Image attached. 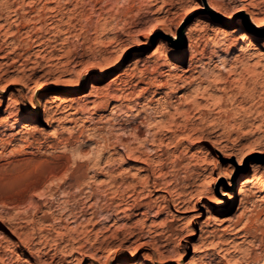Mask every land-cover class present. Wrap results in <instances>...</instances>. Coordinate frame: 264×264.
Masks as SVG:
<instances>
[{
  "label": "rangeland",
  "instance_id": "1",
  "mask_svg": "<svg viewBox=\"0 0 264 264\" xmlns=\"http://www.w3.org/2000/svg\"><path fill=\"white\" fill-rule=\"evenodd\" d=\"M209 1L221 13L207 0H0V264H264V33L246 28L248 43L237 24L222 22L244 1L263 22L264 0ZM155 17L162 26L148 34ZM187 25L196 48L181 61L189 38L158 37ZM13 75L21 84L5 88ZM43 78L51 83L29 103ZM130 147L142 149L131 155ZM242 151L250 154L237 165ZM76 176L79 187L71 185ZM226 176L238 199L223 209ZM180 195L189 203L176 207ZM184 220L197 234L176 260ZM72 228L76 241L68 242ZM77 239L83 256L62 259L59 251L76 250Z\"/></svg>",
  "mask_w": 264,
  "mask_h": 264
},
{
  "label": "bare ground",
  "instance_id": "2",
  "mask_svg": "<svg viewBox=\"0 0 264 264\" xmlns=\"http://www.w3.org/2000/svg\"><path fill=\"white\" fill-rule=\"evenodd\" d=\"M149 2V1H148ZM151 4V3H150ZM207 5L210 7V8H212L213 9V11L211 10V13L213 14V15H215L216 16V14L218 15V13H216V12H220L213 4H211L210 3V1L209 0H207ZM257 6V5H256ZM202 7V5H200V3H197V5H196V7L193 9V6L190 8V9H193L192 11H187V13H186V16H185V18H187L191 13H193L194 11H196V10H198L199 8H201ZM157 10V9H156ZM215 11V12H214ZM221 13V12H220ZM256 13H257V11H255V10H252V11H250L248 8H247V5H246V2L244 1V2H240V3H238V4H236L235 5V7H234V9H233V12H231V14H228L226 17H227V19L226 20H223L222 22H223V24L224 25H226V26H231L232 24H237V27L235 26L234 28H232L234 31H239L240 33V35L242 36V38L244 39V40H246L248 43L249 42H252V36H253V34L252 33H250L246 28H249L251 25H250V23H248V21H247V23H246V17L249 19V21L251 22V23H253V27H255V32H257V33H259V34H262V33H264V21L263 22H260V21H258V19H257V16H256ZM205 14H206V12H205ZM212 14L210 15V13L209 14H206L207 16V19H211L212 18ZM211 16V17H210ZM162 17V16H161ZM111 19V18H110ZM164 19V18H163ZM163 19H161V18H159V17H155V19H154V21L152 22V23H149L150 25H149V28H148V34H152V33H154V32H156V31H158V30H160V27L162 26V23H163ZM105 21V20H104ZM98 22H100V21H98ZM103 22V21H102ZM104 24V23H103ZM222 24V25H223ZM100 25H102V24H100ZM252 27V26H251ZM195 28V27H194ZM236 28V29H235ZM162 29V28H161ZM147 31V30H146ZM162 32H163V35L164 36H159L158 37V40H160L161 41V43L162 42H164V43H168L169 42V40H166V39H164V37H171V39H174V38H176V39H178V40H182V35H185V36H187L188 38H189V43H188V46L187 47H183V46H181V49L179 50L180 51V57L178 58V60H184V58L186 57V55H187V53H188V51H190V50H193L194 48H196V47H194L196 44H194V39H193V37H196L197 35V33L195 34L196 36H193V29L191 28V27H189L188 25H187V27L185 28V30H184V32H183V34L182 33H179V34H177V30H169V32L167 31H165V30H162ZM210 36V35H209ZM210 38V37H209ZM196 39V38H195ZM211 40V39H210ZM221 41V40H220ZM213 42V41H212ZM196 43V42H195ZM208 44V43H207ZM219 44V43H218ZM145 45H150V40L149 41H146L145 42ZM248 45V44H247ZM223 46V45H222ZM183 47V48H182ZM206 48V47H205ZM248 49V48H247ZM202 50V49H201ZM141 51V50H140ZM140 51H136V54H138V53H140ZM197 52V51H196ZM199 52V51H198ZM201 52V51H200ZM214 52V51H213ZM243 52V51H242ZM163 54V53H162ZM198 54H200V53H198ZM163 56V55H162ZM201 56V55H200ZM236 56V55H235ZM152 59V58H151ZM156 60V59H155ZM223 60V59H222ZM225 60V59H224ZM221 63H222V61H220ZM235 62V61H234ZM163 65H165V63L163 64ZM223 65V64H222ZM82 66V65H81ZM225 67V66H224ZM84 70H85V67H81L80 69H79V74H82L83 72H84ZM232 71V69H229V71ZM233 70H235V69H233ZM155 71V70H154ZM212 72V71H211ZM255 72V71H254ZM165 73V72H164ZM251 73V72H250ZM213 74V73H212ZM164 75V74H163ZM208 75V74H207ZM214 75V74H213ZM154 76V75H153ZM168 76V75H167ZM252 76V75H251ZM161 77V76H160ZM222 77V76H221ZM170 78V77H169ZM243 77H241V79H242ZM251 78V77H250ZM254 78V77H253ZM152 79H154V77L152 78ZM209 79V78H208ZM239 79V78H238ZM55 80V79H54ZM150 80V79H149ZM202 80V79H201ZM227 80V79H226ZM22 81V79L19 77V76H15V75H13V76H10L9 77V79H8V82L6 83V85H5V88H10L11 87V85L12 84H17V83H20ZM51 81V80H50ZM57 81V80H56ZM219 81V80H218ZM238 81H240V80H238ZM252 81V80H251ZM199 82V81H198ZM207 83H209L208 81H206ZM213 82H215V80L213 81ZM237 82V81H236ZM51 82H49L47 79H38V80H36L33 84H32V86H31V96H30V101H29V103H32L33 102V95L35 94V92L37 91V90H39V89H42V88H44V87H46V86H48L49 84H50ZM56 83V82H55ZM151 84L153 83V82H150ZM155 83V82H154ZM239 83V82H238ZM21 84V83H20ZM236 84V83H235ZM23 85V84H22ZM157 85V84H156ZM211 85H213V84H211ZM229 85V84H228ZM238 85V84H237ZM237 85H236V87H237ZM253 85V84H252ZM239 86V85H238ZM228 87H231V86H228ZM223 88V87H222ZM239 88H240V86H239ZM254 88V87H253ZM253 88H251V89H253ZM262 89H263V87H261ZM161 89V88H160ZM224 89V88H223ZM222 89V90H223ZM237 89V88H236ZM243 89V88H242ZM244 89H246L245 87H244ZM250 89V90H251ZM132 90H134V89H132ZM249 90V89H248ZM249 90V91H250ZM65 92H71V91H69V89H66L65 90ZM228 92V91H227ZM247 92V91H246ZM264 91H262L261 93H263ZM238 93V92H237ZM244 93V92H243ZM248 93V92H247ZM247 93H245V95L247 94ZM254 92H253V96H254ZM124 95V94H123ZM132 95V94H131ZM225 95H227V94H225ZM229 95V94H228ZM231 95V94H230ZM237 95V94H236ZM238 95H240V94H238ZM244 95V96H245ZM248 95V94H247ZM261 95V94H260ZM11 96V95H10ZM129 95H127V97H128ZM250 96H251V94H250ZM259 96V95H258ZM262 96V95H261ZM121 97H124V96H121ZM126 97V98H127ZM213 97V96H212ZM21 98H23L22 96H21ZM220 98V97H219ZM221 99V98H220ZM233 99V98H232ZM232 99H230L229 101L231 102V100ZM244 99H246V98H244ZM254 99V98H253ZM252 99V100H253ZM20 99L17 97L16 99H15V101H19ZM215 100V99H214ZM257 100V99H256ZM259 100V99H258ZM233 102H234V100H233ZM258 103H260V102H258ZM257 103V104H258ZM122 106V105H121ZM25 107L27 108V104L25 103ZM117 107V106H116ZM256 107V106H255ZM50 108V106H49V104H48V102L45 100V101H43V110H44V113H45V121L46 120H49V118L51 117L50 116V113H49V109ZM250 108V107H249ZM253 109V108H252ZM162 110V109H161ZM160 110V111H161ZM258 110V109H257ZM182 111V110H181ZM163 112V111H162ZM250 112V111H249ZM258 112H259V110H258ZM157 113V112H156ZM164 113V112H163ZM166 113H168V114H171V113H169V111H167ZM168 114H166V115H168ZM184 114V113H183ZM181 115V114H180ZM172 116H174V115H172ZM181 116H183V115H181ZM184 117V116H183ZM260 117V116H259ZM262 117H264L263 115H262ZM52 118V117H51ZM173 117H171V119H172ZM31 118H27V119H17V124L18 125H23V124H26L27 125V123H25L24 121H29ZM174 119V118H173ZM186 119H188V117H186ZM262 119V118H261ZM170 120V119H169ZM177 120V119H176ZM264 120V119H263ZM148 121H149V119H148ZM175 121V120H174ZM186 121V120H185ZM146 122H147V120H146ZM171 122V121H170ZM169 122V123H170ZM178 122V121H177ZM176 122V123H177ZM47 123V122H46ZM143 123V122H142ZM173 123V122H172ZM183 123H185V122H183ZM182 123V124H183ZM188 123H189V121H188ZM178 124V123H177ZM157 126V125H156ZM164 126H166V124L164 125ZM195 124H194V128H195ZM142 127V126H141ZM158 127V126H157ZM160 127H161V125H160ZM174 127H175V125H174ZM197 127V126H196ZM145 128V127H144ZM148 128V127H147ZM158 129V128H157ZM163 129V128H162ZM168 129V128H167ZM178 129H179V127H178ZM149 130V129H148ZM170 130V129H169ZM139 131V130H138ZM155 131V130H154ZM159 131V130H158ZM187 132H189V131H187ZM175 132H173V134H174ZM191 133V132H190ZM183 134V133H182ZM92 135V134H91ZM158 135V134H157ZM174 135H176V134H174ZM186 135V134H185ZM188 135V134H187ZM173 136V135H172ZM190 135H188V137H189ZM192 136V135H191ZM94 137V136H93ZM106 137V136H105ZM108 137V136H107ZM137 137V136H136ZM175 137V136H174ZM161 138V137H160ZM185 138V137H184ZM107 139V138H106ZM150 139V138H149ZM182 139V138H181ZM189 139V138H188ZM151 142H152V144H157V143H155V141H156V133L154 132L153 133V135H152V138H151V140H150ZM158 142H160V139H159V141ZM104 143V142H103ZM162 143H164V142H162ZM177 143V142H176ZM129 144V143H128ZM161 144V143H160ZM160 144H157L156 146H152L153 148H152V150L154 149V150H161V145ZM111 145H112V143H111ZM110 145V146H111ZM126 145V144H125ZM141 145V144H140ZM142 145H144V146H146L145 144H142ZM131 146V145H130ZM126 147H129L128 145H126ZM215 147H217L216 145H215ZM105 148V147H104ZM103 148V149H104ZM147 148V147H146ZM219 148V150H220V147H218ZM142 148H140V149H133V148H128V151L131 153V155L132 154H134V153H137V152H135V151H138V150H141ZM149 149V148H148ZM222 149H223V147H222ZM221 149V150H222ZM151 150V149H150ZM151 150V151H152ZM220 150V151H221ZM144 151H146V150H144ZM139 152V151H138ZM148 152V151H147ZM155 152V151H154ZM158 152V151H157ZM156 152V153H157ZM163 152V151H162ZM222 152V151H221ZM225 152H227V151H225L224 150V153ZM144 153V152H143ZM161 153V152H160ZM159 153V154H160ZM223 153V152H222ZM159 154H158V156H159ZM162 154V153H161ZM227 154V153H226ZM248 154H250L249 152H241V155H240V157L237 159V161H236V163H237V165H241L242 163H243V161H244V158L248 155ZM130 155V154H129ZM135 155H137V154H135ZM112 156V155H111ZM140 156V155H139ZM108 157V156H107ZM106 158V157H105ZM109 158V157H108ZM114 159L113 157H110V159ZM88 159H90V158H88ZM100 159H101V156H99V159L97 160V161H95V162H93V165H99L100 164ZM107 159V158H106ZM109 160V159H108ZM161 160H163V159H161ZM112 161V160H111ZM146 161L148 162V164H149V161H150V159L149 158H146ZM109 162H110V160H109ZM107 164V163H106ZM162 164V163H161ZM251 167H252V170L253 171H256L258 168H257V165L258 164H254L253 162H251L250 164H249ZM95 166V167H96ZM160 166V165H159ZM95 167H93V168H95ZM100 167H98L97 169H99ZM97 169H95L94 171H96V173H100V171H102V170H97ZM189 169V168H188ZM104 170V169H103ZM191 171V170H190ZM165 172V171H164ZM160 174V173H159ZM221 174L219 173L217 176H216V178L218 179V178H221ZM245 176V173H242V172H240V177H239V179H238V184H239V190H240V193L242 192V190H243V188L245 187L244 186V181H243V177ZM162 176L161 175H158L157 177H154V180H153V182H152V185H153V187L154 186H159V180H160V178H161ZM226 178V180H225V182H221L220 184H221V187H220V193L222 194V195H225V196H227V202H225L224 204H222V208L224 209V208H228L230 205H232V203L233 202H235L237 199H238V192L236 193V189L237 188H235V187H233L234 186V184L232 183V180H231V177L230 176H226L225 177ZM69 180H71V178L69 179ZM165 180V179H164ZM162 181V183L163 182H165V181ZM83 181V180H82ZM115 181H116V179L114 178V177H112L111 178V180H110V183H108V184H111V186H114L115 185ZM72 182V181H71ZM84 182V181H83ZM70 183V182H69ZM167 183V182H166ZM73 184H75L76 186H80V184L82 185V183H80V179H79V177H74V180H73V182L71 183V185H73ZM133 184V183H132ZM68 185V184H67ZM70 185V186H71ZM166 185H168V184H166ZM202 185V184H201ZM110 186V187H111ZM116 186V185H115ZM133 186V185H132ZM260 186H262V185H260ZM128 187V186H127ZM152 187V186H151ZM198 187V186H197ZM203 188H204V186H202ZM81 188V187H80ZM119 188V187H118ZM161 188H166L167 189V186H165V185H161L160 186V188L158 187V189H161ZM113 189H115V187L113 188ZM117 189V188H116ZM125 189V188H124ZM135 189V188H134ZM157 189V190H158ZM170 189V188H169ZM206 189V188H205ZM205 189H203V192L205 191ZM129 190V189H128ZM127 190V191H128ZM208 190V189H207ZM151 192V191H150ZM196 200H200L201 199V197H202V191L201 190H199L198 189V191L196 190ZM117 193V192H116ZM169 193V192H168ZM132 194V193H131ZM182 194V193H181ZM71 196V195H70ZM93 196H92V194L91 195H89V198H92ZM165 198V197H164ZM153 199V198H152ZM155 200L157 199L156 197L154 198ZM153 199V200H154ZM155 202V201H154ZM159 202V201H158ZM170 202V201H169ZM187 203H189V201L188 200H186V199H184V198H182L181 197V195L180 196H178V197H176V199H173V202H172V204H174V206H176V205H178V204H187ZM189 205V204H188ZM168 206V205H167ZM120 207V206H119ZM134 207H136V206H134ZM164 207V205H162V208ZM177 207V206H176ZM191 207H192V209H194V207H195V204H193V205H191ZM120 209V208H119ZM123 210V209H122ZM160 210H162L161 208H160ZM114 211H116V210H114ZM119 211H121V209L119 210ZM158 212H160V211H158ZM81 214V213H80ZM94 214V212H92V215ZM84 215V214H83ZM123 215V214H122ZM125 215V214H124ZM110 216V215H109ZM129 216V215H128ZM72 217H74L75 218V215L73 214V216ZM74 218H70V219H73L74 220ZM122 218V217H121ZM125 218V217H124ZM131 218V217H130ZM186 218V217H185ZM187 218H189V217H187ZM77 219V218H76ZM75 219V220H76ZM117 219H118V217H117ZM107 220V219H106ZM9 221V220H8ZM138 222H140V221H138ZM184 222H185V220H184ZM8 223V222H7ZM12 224H13V222H12ZM182 224H184V223H182ZM131 225V224H130ZM142 225V224H141ZM143 225H144V223H143ZM188 225H190L189 224V222H188V220L185 222V226L183 225V227H181L180 228V234H178V236L176 237V247L173 249L174 250V254H175V259L176 260H179L180 258V250H181V246H183V245H185V243H188L190 240H189V238H188V235H190V236H194V235H196L197 233L196 232H194V231H192L191 232V229H189V226ZM134 226V225H133ZM130 228V227H129ZM73 229V228H72ZM151 229V228H150ZM115 230V229H114ZM189 230H190V232H189ZM76 232L77 230L76 229H73V230H71L70 232H72V233H70L69 232V234H68V236H69V238H68V242H69V240H71V242H73V241H76V237L74 236V234H73V232ZM135 231V230H134ZM200 231H201V233L203 232V227L200 229ZM123 233V235H122V237H121V242L122 243H124V241H126L127 239H128V235H126L127 233H126V230L125 229H122V230H116L115 231V235H118V233ZM128 232H130V231H128ZM148 232H150V231H148ZM189 232V233H188ZM132 234H136L137 236H138V238H139V234H138V232L136 231V232H133L132 233V231L129 233V235H132ZM146 234V233H145ZM144 234V235H145ZM150 235V234H149ZM67 236V237H68ZM78 238V237H77ZM153 239V238H152ZM67 240V239H66ZM57 241V240H56ZM77 243H79L80 242V240L79 239H77ZM67 243V242H66ZM144 243V242H143ZM72 244V243H71ZM82 245H83V243L81 244V243H79L77 246H76V250H71L70 252L71 253H69L68 252V254L62 249H60L61 251H59V252H61L62 254H63V257H62V259H64V257H66V256H68V255H70V254H73L74 252H77L78 254H80L81 256H83V254H84V249L82 250ZM141 246H142V244L141 245H138L137 246V248H135L134 249V251H133V253L134 252H136V250L137 249H139V248H141ZM144 246V245H143ZM109 247V246H108ZM91 248V247H90ZM89 248V249H90ZM88 249V250H89ZM65 250H66V247H65ZM87 250V251H88ZM110 254H112V253H114L115 251H116V248H109V250H107ZM159 251V255L160 256H163V254H162V250H158ZM85 253H87V252H85ZM92 250H91V252H90V255H93L94 257H95V255L92 253ZM88 254H89V251H88ZM61 256V255H60ZM59 256V257H60ZM83 257H81V259H82ZM172 258V257H171ZM58 260H59V258H58ZM175 260V261H176Z\"/></svg>",
  "mask_w": 264,
  "mask_h": 264
},
{
  "label": "snow or ice",
  "instance_id": "3",
  "mask_svg": "<svg viewBox=\"0 0 264 264\" xmlns=\"http://www.w3.org/2000/svg\"><path fill=\"white\" fill-rule=\"evenodd\" d=\"M196 7V5H193V9ZM193 9H189V11H192ZM164 39H166V40H171V37H164Z\"/></svg>",
  "mask_w": 264,
  "mask_h": 264
},
{
  "label": "water",
  "instance_id": "4",
  "mask_svg": "<svg viewBox=\"0 0 264 264\" xmlns=\"http://www.w3.org/2000/svg\"><path fill=\"white\" fill-rule=\"evenodd\" d=\"M252 26V24H250ZM253 27V26H252Z\"/></svg>",
  "mask_w": 264,
  "mask_h": 264
}]
</instances>
